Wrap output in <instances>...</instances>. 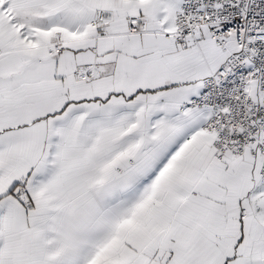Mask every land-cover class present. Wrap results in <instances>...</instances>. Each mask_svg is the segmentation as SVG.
<instances>
[{"label": "snow or ice", "instance_id": "1", "mask_svg": "<svg viewBox=\"0 0 264 264\" xmlns=\"http://www.w3.org/2000/svg\"><path fill=\"white\" fill-rule=\"evenodd\" d=\"M0 264H264V0H0Z\"/></svg>", "mask_w": 264, "mask_h": 264}]
</instances>
